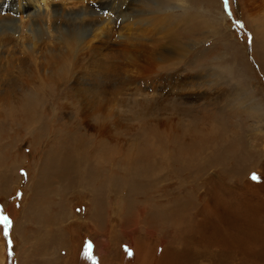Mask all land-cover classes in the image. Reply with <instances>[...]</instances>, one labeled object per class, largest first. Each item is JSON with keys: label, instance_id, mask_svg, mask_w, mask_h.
Masks as SVG:
<instances>
[{"label": "rangeland", "instance_id": "obj_1", "mask_svg": "<svg viewBox=\"0 0 264 264\" xmlns=\"http://www.w3.org/2000/svg\"><path fill=\"white\" fill-rule=\"evenodd\" d=\"M41 1L3 2L0 15L23 23L40 7L50 30L59 17L54 27L83 42L67 63L46 62L38 35L35 56L9 58L17 40L4 43L0 215L11 227L6 239L0 225V264H264V0ZM88 9L107 23L100 34L78 12ZM138 12L167 21L128 45L170 49L169 61L154 74L112 59L123 87L81 96L95 89L90 52L123 47Z\"/></svg>", "mask_w": 264, "mask_h": 264}, {"label": "bare ground", "instance_id": "obj_2", "mask_svg": "<svg viewBox=\"0 0 264 264\" xmlns=\"http://www.w3.org/2000/svg\"><path fill=\"white\" fill-rule=\"evenodd\" d=\"M9 0H0V4H2L3 2H7ZM13 1V0H12ZM66 1V0H64ZM96 1V0H95ZM119 1V0H118ZM134 0H132L133 2ZM144 1V0H142ZM141 1V2H142ZM37 2V1H36ZM42 2V6L46 7V4L44 2V0L41 1ZM48 2V1H46ZM69 3H71L73 6L77 4H83L81 3L80 0H76V2L74 1H68ZM139 0H136L134 3H138ZM120 3V1L118 2ZM124 3V2H122ZM143 3V2H142ZM13 4H9L8 9H12ZM31 4V3H30ZM48 4V3H47ZM50 4V3H49ZM62 4V3H61ZM109 5H111V7L114 6L115 4V0H111L110 3H108ZM130 4V2H129ZM64 5V4H63ZM106 5V4H105ZM5 6V5H3ZM41 6V4H40ZM125 6V5H124ZM137 6V5H136ZM79 7V6H78ZM109 7V6H107ZM121 7V6H120ZM131 7V6H130ZM1 8V7H0ZM38 11H36L35 14H31L30 12L28 13V10L25 9V12L27 13V21L26 22H20L18 21V19H16V16H14V14L8 12L6 15H0V25L3 24H10L11 27H13V30H15L16 32L11 33V36H9L8 33L6 32H2L0 33V54H2V50H4L5 45L4 43L9 40V39H13L14 41L17 40V47L16 48H12L11 51L8 53L10 56H8L9 58L15 57L17 55L21 54H29L30 56H35L34 52L36 49H38L39 47L36 45V40H35V35H38L40 37V41L45 43V44H51V46H47L46 47V53L42 55V57L45 59V61L47 62V58H50L51 60H53L56 63H60L61 61H65V59H74L79 53V51L82 48V42L83 39H81L79 36L80 33H78L77 31L75 32L74 29H64L62 28L61 24L59 25L58 28L54 27L56 26V24H54V19H59V17H53L52 19V23L51 25L53 26V30H50V26H47L44 21L42 22V20H40L41 16L44 14L45 18L47 17L46 15H48L47 12L43 13L40 11V7H37ZM47 8V7H46ZM73 8V7H72ZM90 8V6H89ZM6 9V8H4ZM36 9V7H35ZM81 9V8H80ZM64 10V9H62ZM74 10V9H73ZM89 10V9H88ZM86 10V11H78L81 15H84L85 17L90 18L88 15L95 13L93 10ZM121 10V9H120ZM54 11V10H53ZM93 11V12H92ZM109 11V10H108ZM119 11V10H118ZM136 11V10H135ZM117 12V11H116ZM62 14V13H61ZM108 14H113L111 13H107L106 15H104V18L107 20L109 19L111 16H109ZM64 15V14H63ZM94 15V14H93ZM165 12L159 13H141L138 12L136 13L133 18V22L135 25V32H130L128 33V18H126L121 26V30H122V36H121V40L123 39L124 42V46L119 47L118 50H114L111 48H107L104 46L103 43H100L99 46H97L94 50V53L90 52L91 57L94 58V61L92 62V64H90L89 68L86 69L88 72L87 75V81L89 82H93L95 85V89L92 91H86V90H81L80 94L81 96H86V95H94L96 97H100V96H105V95H113L115 94L117 91V89L123 87L118 85L119 81H124L125 83L127 82L128 77H126L123 74H118V71L114 72L112 70H110V60L114 59L118 62L119 68H122V60L126 59L128 61V66L129 67H137V73L141 72H146L149 70H151L154 74L156 73L155 71V66L158 65L156 64L157 61H162V60H168L169 61V57L166 56V53L170 50V49H162V48H156L153 47L154 50H152V52H149L146 55V51L144 49H140L139 46L136 45H128V42L130 40H133V38H136V41H141V38L149 32H152V30L156 29L157 27H161V25H163L167 20H166V16H165ZM103 16V15H102ZM22 17V16H21ZM64 17V16H63ZM94 17V16H93ZM99 17V16H98ZM132 18V16L130 17ZM129 18V19H130ZM33 19H35L36 21L34 22L37 23V28L35 30L34 25H32L33 23ZM84 19V18H83ZM113 19V18H112ZM88 20V19H87ZM80 21V20H79ZM108 21V20H107ZM106 21V22H107ZM112 21V20H110ZM19 23V25H18ZM111 23V22H110ZM109 23V24H110ZM105 21L102 19L98 18H90L89 21L86 22V25L92 28H95V31L97 30L100 34V32L104 31V27L106 26ZM113 24V23H112ZM45 25V27H44ZM108 26V25H107ZM112 26V25H111ZM9 27V28H11ZM73 27V26H72ZM113 27V26H112ZM149 27V28H148ZM28 28V29H27ZM78 28V27H76ZM110 28V25H109ZM148 28V29H147ZM17 29V30H16ZM80 29V28H78ZM106 29V28H105ZM108 29V28H107ZM117 29V28H116ZM115 29V30H116ZM130 30V28H129ZM146 30V31H145ZM25 31V33H24ZM157 31V30H156ZM108 33V32H107ZM128 33V34H127ZM158 33V32H157ZM53 34H56L58 37L55 38L54 36H52ZM99 34L97 36L96 42H100L102 40H99ZM152 34V33H151ZM154 34V33H153ZM104 35V34H103ZM162 35V34H161ZM105 36V35H104ZM82 37V36H81ZM96 37V36H95ZM115 37V36H114ZM113 37V38H114ZM150 37V36H149ZM148 37V38H149ZM111 36H109L106 39V42L108 44V41H110ZM168 38V37H167ZM105 39V38H104ZM110 39V40H109ZM129 41H128V40ZM147 39V38H146ZM144 40V38H143ZM151 40V39H150ZM154 40V39H152ZM128 41V42H127ZM165 41V40H164ZM111 42V41H110ZM121 42V41H120ZM131 42V41H130ZM156 42V41H155ZM112 43V42H111ZM114 43V42H113ZM136 43V42H135ZM140 43V42H139ZM41 44V43H40ZM84 45V44H83ZM18 47H20L22 49V53L16 54V50H18ZM113 47V46H112ZM143 47V46H142ZM146 47H150V46H146ZM151 48V47H150ZM184 48V47H183ZM180 49L179 48V52L176 53L175 52V56H173L174 60H180L181 58H183V54H187V50L186 49ZM88 50V49H87ZM139 50V51H138ZM114 51H116L114 53ZM149 51V50H148ZM182 52V54H181ZM174 53V52H173ZM142 54V55H140ZM84 55V54H83ZM80 56V55H79ZM77 56V57H79ZM1 57V56H0ZM18 57V56H17ZM16 57V58H17ZM146 60H145V58ZM88 58V57H87ZM13 59V58H12ZM43 59V60H44ZM36 60V59H35ZM42 60V59H41ZM40 60V61H41ZM85 61L87 59H84ZM4 61V60H3ZM15 61V60H14ZM34 61V60H33ZM38 61V60H37ZM28 62V61H27ZM43 62V61H42ZM51 63V62H50ZM67 63V62H66ZM162 63V62H161ZM37 64V63H35ZM76 64V63H75ZM144 64H146L147 66H144ZM23 66H26L25 64L22 63ZM21 65V66H22ZM28 65V64H27ZM79 65V64H78ZM88 65V64H87ZM7 68V67H6ZM53 68V67H52ZM61 68V67H60ZM64 68V67H63ZM69 68V67H67ZM65 69V68H64ZM66 70V69H65ZM70 70V69H69ZM5 71V70H4ZM71 71V70H70ZM2 72V71H1ZM50 72V71H49ZM55 73V72H54ZM67 73V72H66ZM150 73V72H149ZM22 74V73H21ZM26 74V73H25ZM24 74V75H25ZM31 74V73H30ZM63 74V73H62ZM68 74V73H67ZM126 74V73H125ZM136 74V73H135ZM23 75V74H22ZM28 75V73H27ZM45 75V74H44ZM128 75V73H127ZM151 75V74H150ZM60 76V75H59ZM67 76V75H66ZM31 77V76H30ZM50 77V76H49ZM58 77V76H57ZM45 78V77H44ZM61 78V77H60ZM76 78V77H75ZM135 78V77H134ZM150 78V77H149ZM203 78V77H202ZM6 79V78H5ZM9 79V83L7 84H12V88H17L19 81L9 77L7 78ZM62 79V78H61ZM34 80V79H33ZM38 80V77L37 79ZM46 80V79H45ZM52 80V79H51ZM70 80V79H69ZM152 80V79H151ZM171 80V79H170ZM6 81V80H4ZM1 82V80H0ZM7 82V81H6ZM15 82V83H14ZM33 82V81H31ZM68 82V80H67ZM73 82V81H72ZM82 82V81H81ZM1 84V83H0ZM22 84V83H21ZM46 84V83H45ZM69 84V83H68ZM155 84V83H154ZM15 85V86H14ZM2 86V85H1ZM4 86V85H3ZM7 86V85H6ZM23 86V85H22ZM57 86V84H56ZM65 87V86H64ZM69 87V86H68ZM69 89V88H68ZM49 90V89H48ZM63 90V89H62ZM70 91V90H69ZM109 91V93H107ZM85 93H87L85 95ZM89 97V96H88ZM192 97V96H189ZM87 98V97H86ZM93 98V97H92ZM116 98V97H115ZM77 99V98H76ZM81 99V98H80ZM83 99V97H82ZM114 99V98H113ZM112 100V98H111ZM92 102V101H91ZM106 136V135H105Z\"/></svg>", "mask_w": 264, "mask_h": 264}, {"label": "snow or ice", "instance_id": "obj_3", "mask_svg": "<svg viewBox=\"0 0 264 264\" xmlns=\"http://www.w3.org/2000/svg\"><path fill=\"white\" fill-rule=\"evenodd\" d=\"M255 179V177H253ZM0 225H3L4 228V236L7 239L8 237V230L11 227V221L9 220L8 216L0 215ZM9 245H11V241H8Z\"/></svg>", "mask_w": 264, "mask_h": 264}, {"label": "crops", "instance_id": "obj_4", "mask_svg": "<svg viewBox=\"0 0 264 264\" xmlns=\"http://www.w3.org/2000/svg\"><path fill=\"white\" fill-rule=\"evenodd\" d=\"M40 258L44 259V258H46V256H45V255H43V256H41Z\"/></svg>", "mask_w": 264, "mask_h": 264}]
</instances>
